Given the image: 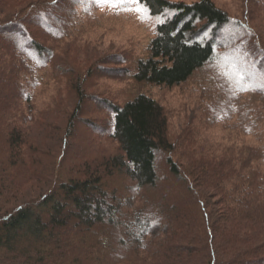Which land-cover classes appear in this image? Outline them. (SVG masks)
I'll return each mask as SVG.
<instances>
[{"label":"trees","instance_id":"obj_1","mask_svg":"<svg viewBox=\"0 0 264 264\" xmlns=\"http://www.w3.org/2000/svg\"><path fill=\"white\" fill-rule=\"evenodd\" d=\"M68 2L0 0V264H264L262 36L248 31L228 52L250 48L240 57L252 61L255 76L236 80L229 98L237 102L235 134L251 135L253 144L222 147L188 131L172 137L163 106L137 94L102 102L111 117L97 136L106 133L117 152L94 150L64 169L77 124L88 126L86 79L53 83L57 63L66 74L84 69L73 59L77 50L56 52V38L72 39L50 25L62 23L54 14ZM140 5L169 16L155 26L135 82L179 85L223 49L216 38L231 17L212 0ZM49 86L45 103L37 102ZM159 154L168 171L155 168ZM136 197L144 202L134 205Z\"/></svg>","mask_w":264,"mask_h":264},{"label":"rangeland","instance_id":"obj_2","mask_svg":"<svg viewBox=\"0 0 264 264\" xmlns=\"http://www.w3.org/2000/svg\"><path fill=\"white\" fill-rule=\"evenodd\" d=\"M174 1L190 3L193 0ZM212 1L231 17L230 26L220 29L216 38L222 42L223 49L216 50L208 66L195 71L185 82L171 87L137 83L132 78L137 61L148 55V44L155 35V26L164 21L169 16L168 13L151 15L145 7L133 4L131 0L124 3L72 0L73 5L68 2L64 11L55 12L54 15L62 23L59 21L53 24L52 21L53 25H50L61 31L58 32L59 36L64 34L65 28L69 31L68 35L72 36V39L68 40L58 41L56 38V52L60 56L65 51L71 54V51L77 50L79 55L73 59L81 62L84 69L74 66L81 76L74 71L66 74L57 63L56 68L59 69L53 73V83L60 88L66 85L64 82L67 78L83 77L86 79L84 86L89 99L83 106V119L88 126L77 124L71 149L63 159L64 169L75 160L87 158L94 150L95 153L100 152L105 156L117 152L114 143L106 138V133L102 132L97 136L99 132L96 131L107 130L106 125L111 117L109 108L103 107L102 102L122 104L137 94H146L163 106L168 118V131L172 137L177 138L188 131V135L192 136L193 133L194 137L201 141H207L212 145L220 144L222 147L254 143L251 135L235 134L233 126L237 123L233 124L235 119L233 111L236 110L237 102L236 99L231 101L232 98H229L234 92L239 91V86L235 83L236 72L243 70L245 74L248 72L250 77L254 73L250 72L252 61L240 57L250 48L243 47L244 50L240 51L238 47L229 55L228 52L231 47L234 48L233 42L239 40V37L243 39L245 35H251L248 31L255 35L260 34L264 41V0ZM136 8L140 9L139 14L135 11ZM66 22H69L68 26H65ZM238 23L242 27L238 26ZM71 25L83 27V35L76 38L80 29H71ZM40 29L44 32L49 31L43 26ZM36 31L34 30V33H38ZM84 53L91 59L86 65ZM256 80L260 81L258 77ZM49 89L50 86L47 90L40 91L37 102L45 103ZM23 90V87H20L16 92ZM97 141L100 142V149H95ZM85 152L87 154H84ZM185 160L186 157L180 158L181 162ZM261 166L263 170L264 163H261ZM155 168L161 172L168 171L164 154L158 155ZM117 181L113 183L116 184ZM119 184L125 189L126 180L119 181ZM148 196L149 193L146 192L145 198ZM142 202L143 198L138 200L136 197L134 205ZM16 249L18 248H14Z\"/></svg>","mask_w":264,"mask_h":264},{"label":"snow or ice","instance_id":"obj_3","mask_svg":"<svg viewBox=\"0 0 264 264\" xmlns=\"http://www.w3.org/2000/svg\"><path fill=\"white\" fill-rule=\"evenodd\" d=\"M97 2H105V3H109V2H119V3H124L126 2V0H97ZM142 2V0H131V3L133 4H140ZM135 11L137 12V14H139L140 12V9L139 8H136ZM244 71L243 70H240V71H237L236 72V76H237V82H239L240 80H243L244 79ZM241 90L243 91H247V90H251L249 89L248 87H242Z\"/></svg>","mask_w":264,"mask_h":264}]
</instances>
